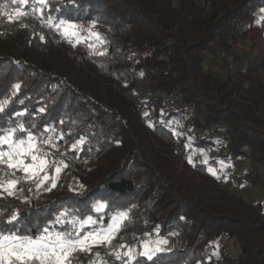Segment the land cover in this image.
I'll use <instances>...</instances> for the list:
<instances>
[{"label":"trees","instance_id":"obj_1","mask_svg":"<svg viewBox=\"0 0 264 264\" xmlns=\"http://www.w3.org/2000/svg\"><path fill=\"white\" fill-rule=\"evenodd\" d=\"M2 5L0 100L11 97L14 84L21 89L0 113V127L23 122L37 137L48 135L46 128L63 132L59 150L46 151L69 166L51 191L23 186L19 196L0 199V229L37 235L64 211L68 218L92 215L103 224L127 211L130 222L113 246L139 251L148 232L184 239L183 246L146 264H217L212 252L227 239H235L241 251L233 259L221 247L226 264H264V202L248 203L224 189L221 183L237 175L214 177L209 166L217 167V160L189 163L187 138L168 125L189 109L201 132L195 148L223 140V159H250L254 167L246 176L264 188V0H49L46 14L53 24L66 19L92 28L95 22L103 55L84 42L72 46L32 15L9 23L3 13L26 11L31 0L24 7L12 0H0ZM240 39L252 55L236 78L204 68L216 41L227 47ZM142 81L150 82L148 101L138 94ZM166 99L180 109L163 113ZM142 107L149 110V124ZM25 109V116L15 115ZM81 137L83 150L73 152ZM97 202L107 205L100 213L93 207ZM13 212L18 222L6 223ZM74 264L90 263L76 256Z\"/></svg>","mask_w":264,"mask_h":264},{"label":"snow or ice","instance_id":"obj_2","mask_svg":"<svg viewBox=\"0 0 264 264\" xmlns=\"http://www.w3.org/2000/svg\"><path fill=\"white\" fill-rule=\"evenodd\" d=\"M18 2L19 5H29L30 0H12L13 4ZM0 7H7L2 5ZM49 0H31V6L27 11L17 7L13 10L16 17L32 15L38 18L43 26L55 27L60 34L72 46L84 42L89 48H93L96 43L102 41L101 34L89 29H84L82 25H78L71 20L60 19L53 24V17L50 14ZM261 11H264L262 9ZM4 16L8 18L9 23H15L13 16L4 12ZM24 26V25H21ZM95 27V22L92 28ZM87 32V36L82 33ZM90 37H94L93 43H88ZM43 41V35L40 36ZM98 54L103 55V52ZM21 89V84L16 83L12 86L11 97L16 96ZM11 97L0 100V113H4L5 109L11 103ZM23 104V100L17 101ZM45 109L40 108L43 112ZM27 110L17 111V117L25 116ZM147 115V113L145 114ZM63 123V121H61ZM152 126L151 124L149 125ZM45 133L37 137L32 134L30 129L25 128L23 122H18L15 127H0V199L6 197H15L17 193H23L24 188L17 187L19 184H34L35 191L44 188L45 191H51L57 186V180L64 168L69 165L65 160H57L52 153L44 150L43 146L59 150L58 140L64 138V133H57L55 128H46ZM23 133L24 135H20ZM70 134V133H69ZM179 135V133H174ZM85 138L81 137L71 146L73 152L83 150ZM191 142L186 145L190 147ZM189 163L192 158L189 156ZM223 164V162H220ZM210 173L219 179L217 171L209 168ZM22 173L17 176L16 173ZM47 185V187H45ZM83 187V186H81ZM29 192L33 191L32 187H28ZM24 203H28L25 197ZM94 210L100 213L107 205L104 202H97ZM3 213L0 212V216ZM108 224L98 223L92 215H88L84 219L78 217L68 218L67 211L61 212L56 216L55 220L47 226L43 227L37 235L21 234L18 230L0 229V264H74L76 256L80 254H93L94 248L104 247L108 249V255L115 257L121 264H141V258L144 264L153 261L158 253L165 251L162 245H167V239L144 240L140 242V250L134 246L127 244H119L113 246V240L119 235L120 231L129 223V213L120 211L113 214ZM18 222V213L13 212L6 220L8 224ZM56 225L64 228V225L70 227L64 230H54ZM87 228V230H85ZM150 235V234H149ZM95 259L90 264H107L99 252L94 253ZM126 258V259H125Z\"/></svg>","mask_w":264,"mask_h":264},{"label":"rangeland","instance_id":"obj_3","mask_svg":"<svg viewBox=\"0 0 264 264\" xmlns=\"http://www.w3.org/2000/svg\"><path fill=\"white\" fill-rule=\"evenodd\" d=\"M13 10L10 11V15L13 16V19L19 20L24 17V16L16 17L14 15ZM261 15L262 13H260L257 16L258 22L261 20ZM78 25H82L84 29L91 28L88 27V25L82 23ZM91 30L96 32L94 28H91ZM59 35L61 36L62 39L66 40L60 34V32ZM82 35L87 36V32L82 33ZM94 41H95L94 37H90L88 40L89 43H93ZM220 42H221L220 40L216 41V43L211 48V52L206 54L204 61V68L207 71L215 74L216 76L219 75L227 76L228 74H231L232 75L231 77L236 78L238 75L237 72L242 71L246 68L248 60L252 55L249 52V43L247 41H243L242 39H240L237 43L229 41V43H227L228 46L224 47L220 44ZM93 49L95 51L102 52L103 51L102 42L96 43ZM222 52H225L227 54L226 61L220 59L219 55ZM229 65H232L233 67L232 70L229 68ZM149 88H150V82L142 81L139 84L138 94L141 99L145 101L151 99L152 94ZM162 97L164 96L162 95ZM180 107L181 104L179 102L172 103L171 100L166 99L165 104L162 105L160 108L164 113L167 112L166 109L175 111L180 109ZM140 111L145 122L149 124L151 122V118L149 116V110L147 109V107H142ZM146 113L147 115H145ZM168 125L173 127L174 133H179L180 136H185L188 140L187 142L188 144L189 141L191 142L190 147L193 149V152L191 154L192 163H196V162L208 163L212 160H217L218 166L215 167L214 165H210L209 168L216 170L218 176H220L221 173H225V174L231 173L233 175H237V178H227L225 182L221 183V186L224 189H228L237 196L244 198L248 203L264 202V188L262 186H252L251 182L246 176V174L250 171V169L254 167V164L251 162L250 159L240 158L235 161L224 160L223 156L226 154V143L223 140H220L219 138L216 139L217 142L216 146H213L208 149L195 148L194 142L196 141L197 137L200 135L201 132H199V129L197 128V125L194 122V115L189 109L177 113L176 116H174L168 121ZM43 147L45 151L48 148L47 146H43ZM220 162H223V164H221ZM62 172L59 175L57 184L62 178ZM16 175L21 176L22 173L17 172ZM23 186L35 188L34 184H24V183L19 184L17 187L22 188ZM45 187H47V185H45ZM42 190H44V188H41L39 191ZM16 196H19V193H17ZM149 239L155 241L157 239H161V237L157 236V234L155 233L148 232L144 240H149ZM167 241H168L167 245L161 246L165 250H170L175 247H181L184 244V239L180 238L177 235L167 239ZM221 247H223L224 250L228 253V255L233 259L236 258L241 251L240 246L235 239H227L225 241H222L220 244L216 245V248L212 252V256H211V259H213V261L216 262L217 264H226L222 257ZM95 250L96 249L94 248L92 255L78 253L77 257L81 258L85 262L90 263V261L95 259L94 253L98 252ZM99 254L102 259L103 257L101 255L106 256L108 260L107 264H113V261L116 260L114 256L108 255V250L103 251L101 253L99 252Z\"/></svg>","mask_w":264,"mask_h":264},{"label":"built area","instance_id":"obj_4","mask_svg":"<svg viewBox=\"0 0 264 264\" xmlns=\"http://www.w3.org/2000/svg\"><path fill=\"white\" fill-rule=\"evenodd\" d=\"M220 59L226 61L227 60V54L225 52H222L220 55ZM229 68L232 70V65H229Z\"/></svg>","mask_w":264,"mask_h":264}]
</instances>
